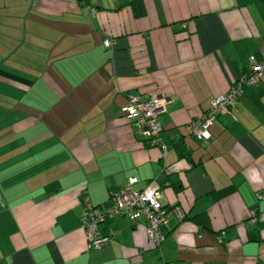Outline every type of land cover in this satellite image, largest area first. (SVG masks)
<instances>
[{
    "label": "crops",
    "instance_id": "1",
    "mask_svg": "<svg viewBox=\"0 0 264 264\" xmlns=\"http://www.w3.org/2000/svg\"><path fill=\"white\" fill-rule=\"evenodd\" d=\"M133 1L0 0V264H264V77L209 141L187 127L264 48V0ZM131 94L170 98L157 145ZM132 177L185 218L156 247L117 215L87 250L84 196L109 206Z\"/></svg>",
    "mask_w": 264,
    "mask_h": 264
},
{
    "label": "built area",
    "instance_id": "2",
    "mask_svg": "<svg viewBox=\"0 0 264 264\" xmlns=\"http://www.w3.org/2000/svg\"><path fill=\"white\" fill-rule=\"evenodd\" d=\"M103 45L111 49L114 45L112 38H105ZM249 67L246 73L234 81L229 89L215 96L207 111L188 124V133L198 141L207 142L211 139L210 127L219 114L227 115L233 120L236 117L232 111L237 98L242 94L246 86L259 84L264 77V48L248 58ZM170 98L161 95H153L148 100H141L136 94L128 96L127 103L120 108V113L130 119L140 128L142 134L149 140V144H158V137L163 128L159 123L160 115L165 112ZM166 149L163 147V155ZM135 178H130L119 191L111 197L109 206L97 207L93 205L87 196L83 198L84 211L81 219V227L86 238V249L107 247L111 233L101 234L99 226L108 218L117 215L126 216L133 225H143L147 237L156 246H160L165 238L162 227L171 216L178 221L185 218V211L178 205H165L161 202L160 186L155 180H150L142 190H133L132 184ZM262 198V194H257ZM250 215L255 217L256 211L250 210ZM162 264H173L163 262Z\"/></svg>",
    "mask_w": 264,
    "mask_h": 264
},
{
    "label": "trees",
    "instance_id": "3",
    "mask_svg": "<svg viewBox=\"0 0 264 264\" xmlns=\"http://www.w3.org/2000/svg\"><path fill=\"white\" fill-rule=\"evenodd\" d=\"M133 2H135V3H137V4H139V5H141V0H135V1H133ZM132 2V3H133ZM141 8H140V13L142 12V6H140ZM139 11V10H138ZM236 103V102H235ZM235 106V105H234ZM234 106H233V108H234ZM233 108H232V111H233ZM195 139V138H194ZM182 155H184L185 157H187L188 158V154H183V153H181Z\"/></svg>",
    "mask_w": 264,
    "mask_h": 264
}]
</instances>
